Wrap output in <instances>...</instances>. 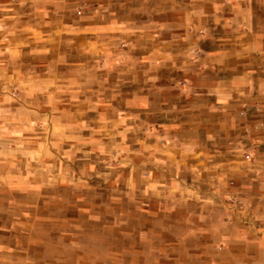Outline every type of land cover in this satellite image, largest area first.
<instances>
[{"label":"clouds","instance_id":"1","mask_svg":"<svg viewBox=\"0 0 264 264\" xmlns=\"http://www.w3.org/2000/svg\"><path fill=\"white\" fill-rule=\"evenodd\" d=\"M0 264H264V0H0Z\"/></svg>","mask_w":264,"mask_h":264}]
</instances>
